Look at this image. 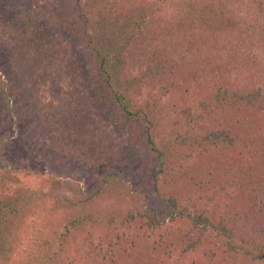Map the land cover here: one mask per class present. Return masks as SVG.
<instances>
[{
  "label": "trees",
  "instance_id": "obj_1",
  "mask_svg": "<svg viewBox=\"0 0 264 264\" xmlns=\"http://www.w3.org/2000/svg\"><path fill=\"white\" fill-rule=\"evenodd\" d=\"M29 1L34 7L21 10V27L0 12V50L10 57L0 70V117L13 124L31 121L41 135L39 142L54 154L86 166L104 167L106 174L97 186L67 201L65 213L52 222L56 227L51 226L43 240L27 249L19 264H95L108 253L119 254L122 247L133 262L123 253L128 260L120 264H148L152 251L166 242H185L189 232L178 225L180 218L197 221L203 228L211 225L205 208L197 213L179 205L187 191L193 194V187L180 173L185 158L193 157L189 151L201 156L213 149L214 163L206 172L198 169L201 177L194 173L198 183L233 177L247 183L257 172V176L264 174V134L257 125L262 124L261 118L249 117L238 127L232 119L239 120V101L248 102L264 115V98L259 99L264 95V53L250 49L264 38V0H120V9H116L117 0H72L83 17L81 23L75 17L74 23L81 28L115 101L124 114L142 123L141 141L158 157L149 187L134 186L132 199L128 190L120 192L124 196L113 205L107 204L111 197L108 186L113 182L127 186L120 170L128 169L130 144L99 115L90 80L72 42L61 32L48 31L46 23L58 21L51 12L56 0ZM124 56L138 66L137 72L124 66ZM185 65L187 73L182 69ZM7 73L17 78L10 79ZM183 73L186 76L179 82ZM161 85L167 90V100L163 99L165 93L155 92ZM135 86L148 87L143 102L131 92ZM202 91L208 94L198 99ZM18 98L24 105L21 113L15 112ZM183 106L186 118L182 126L186 129L181 131V123L170 124L167 115ZM223 111L232 116L224 126ZM10 140L9 135L0 136V186L6 188L20 180L17 172H23L21 165L4 156ZM233 148L239 150L235 161L229 159ZM223 160L231 165L223 166ZM26 197L0 195V233L4 238H9L15 217L29 206ZM155 197L164 199L173 210L169 220L158 214ZM187 198L197 206L196 197ZM134 199H142V207L138 208ZM262 203L264 208V199ZM165 224L172 229L162 232L158 240L157 228ZM216 228L229 243L226 252L240 251L254 263L264 264V233L255 235L223 224ZM129 241L142 250L129 252ZM10 243L0 239L3 259L11 254L13 241ZM200 246L198 241L190 243L183 257Z\"/></svg>",
  "mask_w": 264,
  "mask_h": 264
},
{
  "label": "rangeland",
  "instance_id": "obj_2",
  "mask_svg": "<svg viewBox=\"0 0 264 264\" xmlns=\"http://www.w3.org/2000/svg\"><path fill=\"white\" fill-rule=\"evenodd\" d=\"M111 1L116 2V0ZM31 6L34 7L29 0H1L0 12L9 22L21 27L24 24L21 10H27ZM116 7V9H120V0H117ZM51 12L53 14L52 16L58 18V21L46 23L48 31L54 29L61 32L72 42L77 56L81 59L85 74L90 80V93L98 112H100L99 115L102 116L103 120L110 123L119 132L120 137L125 138V141L131 147L128 169L120 170L127 186L123 188L118 182L109 184L108 191L111 197L107 204H115L120 196H124L120 192L124 193L127 190L129 199H132L131 195L134 193V186L142 184L146 188L149 187V184L152 182V177L156 172L158 157L151 155L145 142L141 141V137L144 135L141 129L142 123L139 121L134 122L131 117L124 114L115 101L113 91L108 85L106 77L99 69L97 60L89 53L87 42L83 40L84 36H81L83 33L81 28L78 27V24L74 23L75 17L80 18L78 19L80 23L83 18L79 15L77 6L73 4L72 0H56ZM258 42L257 45L252 44L250 49L254 51L257 49L258 53L261 50L264 53V38H260ZM260 54L263 55L262 53ZM124 58V66H127L128 70L132 72H137L138 66L133 63L131 58L129 56H124ZM9 60L8 53L0 50V70L2 66L8 65ZM125 69L126 67L124 69L121 68V77L125 75ZM182 69H186V73L189 71L186 65ZM5 76L10 79H14L15 77H12L9 73L5 74ZM184 76L186 75L183 73L179 82L180 80H184ZM167 82L164 80V84H167ZM163 86H158L155 92L159 90V92L166 94L167 90ZM235 88V90H238L237 85ZM207 90L209 92V89ZM131 92L137 97L139 102H143L144 97L148 94V87L135 86ZM207 94L206 91L200 92L198 99H202ZM168 98V94H166V97H163L166 100ZM261 98H264V95L259 99ZM19 100L21 99L18 98L14 106L18 102L15 112L21 113L19 111H23L24 105H20ZM258 102L260 101L254 102V104L256 105ZM236 105H239V110H237L239 120L235 117L232 118L228 111H223L221 113V117H223L221 118L223 119L222 125L230 124V117L233 119L236 127H238L244 120H248L249 117L259 116L262 124L258 123L257 125H259V129L264 134V115H259L257 109L248 102L239 101ZM184 106L179 107L180 109L176 113L167 115V120L170 124L176 122L181 123V126L185 124L186 115L182 112ZM243 109L245 113H242ZM5 119L6 117H0V136L9 135L11 140L5 145L4 156L13 163L21 165L23 172H17L20 177L18 182L8 184V188L0 186V195L1 197L18 196L19 194L25 195L28 198L27 202H29V206L22 212L23 214L20 213V215L18 214L19 216L15 217L10 235L8 233L9 238H4L0 233V239L6 241L7 245L9 243L10 246V240L13 241L10 251L11 254L8 253L3 259V253L0 252V264H19L21 257L26 256L27 249L31 250L34 247V243L43 240L45 235L49 233L48 230H50L51 226L55 225L52 222L59 220L63 215L62 213H65V206L68 204L67 201L72 198H77L82 191L97 186L100 183V179L106 174V169L101 166H86L65 156L54 154L39 142L41 135H38L36 128L32 126L33 123H30L31 121L28 122L26 120L23 122L21 120L13 124L12 122L5 121ZM25 119H27L26 116ZM250 121L254 123L252 119ZM174 125H172V128ZM184 129L186 127L182 126L181 131H184ZM177 131L180 130H174L175 134L178 133ZM239 134V130L235 131V135L238 136ZM136 135L138 136L136 137ZM231 148L225 147V149ZM189 152L191 155L193 154V157L185 158L186 161L181 167L180 173L188 179L190 185L193 187V194H189L190 192L187 191L180 198L179 205L183 210L187 209L186 211L197 213H201L206 209L207 216L213 222L211 225L203 228L197 221L194 222L189 219L185 221L180 218L179 221L177 220L178 225L184 229H188L189 232L188 237L185 238V242H166L167 244H163V246L152 251L153 256L152 258H148V264H256L249 257L243 256L240 251L237 254L226 252L229 249V243L227 244V241L219 236V231L216 226L218 227V224L227 225L228 227L236 226L241 228L242 231L252 232L251 234L256 232L255 235L264 233V208L262 203L264 199V174L257 176L258 172L256 171V177H249V182L247 183H244L242 179L236 177L224 181L208 180L206 182L204 180V183H198L197 173L200 174L201 172L198 169L201 168L206 172L210 163H214V160H212L213 149L206 153V155L201 156L196 155L195 152ZM238 153L239 150L233 148L232 152L229 153V159H234V161L239 159ZM223 163L225 167L231 165L230 161L223 160ZM195 172H197L196 176L194 174ZM199 177H201V174ZM188 195L197 198V206L194 207L191 205L190 200L187 198ZM154 200L155 204L159 207L158 214H163L169 220L170 213L173 210L168 208L166 201L161 197H155ZM134 203H138V208L142 207V199H136ZM23 221L24 223H22ZM177 221L175 222L176 224ZM167 225L165 224L164 226L162 225L163 227L157 228L156 237L158 240L162 232L166 233V231L172 229H168L166 227ZM129 236L128 239H131ZM194 241L200 243V248L187 252L183 257L182 253ZM136 244L131 245V242H128L127 248L129 252L131 250H142L141 246L137 248ZM167 246L176 249L172 251ZM142 247L144 248V243ZM126 252L122 247L119 254L110 255L108 253L104 260L100 259L97 263H93L120 264L128 260V258L133 262L132 257ZM123 253H126L128 258Z\"/></svg>",
  "mask_w": 264,
  "mask_h": 264
}]
</instances>
